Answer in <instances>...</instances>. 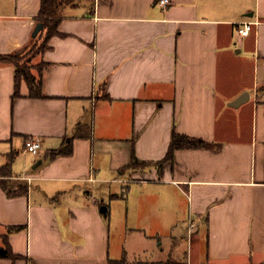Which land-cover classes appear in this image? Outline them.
Returning a JSON list of instances; mask_svg holds the SVG:
<instances>
[{
	"label": "crops",
	"instance_id": "crops-1",
	"mask_svg": "<svg viewBox=\"0 0 264 264\" xmlns=\"http://www.w3.org/2000/svg\"><path fill=\"white\" fill-rule=\"evenodd\" d=\"M40 4L0 1V54L35 44ZM58 14V34L23 59L46 64L42 96L21 79L14 98L15 67L0 63V167L13 154L27 186L11 198L0 187V247L7 235L18 256L0 264H108L121 224L138 256L165 233L173 246L181 204L186 264H264V0H84ZM173 132L208 147L164 161ZM129 251L128 264L179 262Z\"/></svg>",
	"mask_w": 264,
	"mask_h": 264
},
{
	"label": "trees",
	"instance_id": "trees-1",
	"mask_svg": "<svg viewBox=\"0 0 264 264\" xmlns=\"http://www.w3.org/2000/svg\"><path fill=\"white\" fill-rule=\"evenodd\" d=\"M80 1L84 0H41L40 10L37 18V23H41L43 25L42 30L37 34H41L45 31V36L42 40L43 46L40 51L46 48V41L53 35H57V26L60 22V16L58 14L60 8L64 5H75ZM36 36V37H37ZM38 51V53L40 52ZM28 52V51H27ZM24 55L22 52H16L14 54H0V63H11L15 67V85H14V92L13 97L20 96V81L24 79L27 83L28 90H29V97H40L41 89H42V71L46 67V64L39 63L40 69L38 70V75H33L31 73V68L27 69L26 67H20L19 64L21 60L24 59ZM26 65H28L26 63ZM70 143L71 139L65 141L64 145L57 150H53L50 152V158H54L61 154H66L70 151ZM208 144L205 143L201 139L192 138L187 135H182L173 132L171 141L169 144V149L164 158V161L171 159L173 152L176 149H184V148H206ZM13 154H11L8 158L7 163L4 166L0 167V187L4 190L7 197H15L19 195H24L27 193V186L19 181L12 180V173H11V165L13 162ZM137 160L135 156H132L131 164L135 165ZM162 162H160L161 165ZM21 229L20 226H8L7 232L11 233L13 231H17ZM3 246L0 247V258H11L15 259L18 256L14 255L9 247L7 235H3ZM108 264H128L126 259V255L123 256L118 260H108ZM136 264H142V262H137Z\"/></svg>",
	"mask_w": 264,
	"mask_h": 264
},
{
	"label": "rangeland",
	"instance_id": "rangeland-1",
	"mask_svg": "<svg viewBox=\"0 0 264 264\" xmlns=\"http://www.w3.org/2000/svg\"><path fill=\"white\" fill-rule=\"evenodd\" d=\"M3 3V6L6 7L8 4L12 2V0H0ZM38 35L33 42L35 44H32V47L29 49H26L22 52V55L26 57V59H29L36 55L38 51L42 49L43 43L38 40ZM28 51V52H27ZM26 60H21V63L19 64L20 67H26L27 69L32 68V66L35 68V74L38 75V70L40 69V65H26ZM30 70V69H29ZM31 71V70H30ZM184 210L183 204L180 205V219H182L179 223L178 229L176 231L177 241L172 246V241L168 240L167 236L165 234H162L160 236V239H155L153 243L149 246H147L148 251H146V254H143L144 252H140V255H137V249L139 248V245H133L131 240H126V234L124 230L123 224L119 225V228L117 227L114 230V240L112 242L113 248L115 250V258L120 259L121 253L125 249V242L128 243L129 247V254L128 259L130 262L134 261L135 259L137 261H152V260H158L159 258L163 259H173L179 261L178 263L174 264H186V252H187V245L188 242L191 240L190 235L188 233V224H187V217L185 216L182 218V211ZM168 235V234H167ZM171 243V246H170ZM1 244V242H0ZM137 252V253H136ZM135 253V254H132ZM129 264H136V263H129ZM142 264H149V263H143ZM197 264V263H193Z\"/></svg>",
	"mask_w": 264,
	"mask_h": 264
},
{
	"label": "built area",
	"instance_id": "built-area-1",
	"mask_svg": "<svg viewBox=\"0 0 264 264\" xmlns=\"http://www.w3.org/2000/svg\"><path fill=\"white\" fill-rule=\"evenodd\" d=\"M161 6L165 7L170 3V0H159ZM251 22H240L238 23V33L242 36H246L249 34V28ZM40 142L34 138H28L24 143V150L33 155H37L40 150ZM193 227V224H190Z\"/></svg>",
	"mask_w": 264,
	"mask_h": 264
},
{
	"label": "water",
	"instance_id": "water-1",
	"mask_svg": "<svg viewBox=\"0 0 264 264\" xmlns=\"http://www.w3.org/2000/svg\"><path fill=\"white\" fill-rule=\"evenodd\" d=\"M43 25L41 23H37L34 31L32 33V36L35 37L37 36V34L42 30ZM249 94L247 92H244L243 94H241L238 98H236L234 101L230 102L229 105L232 107H237L241 104H243L244 102H246L248 100ZM102 212H106V207L102 206L100 209Z\"/></svg>",
	"mask_w": 264,
	"mask_h": 264
}]
</instances>
